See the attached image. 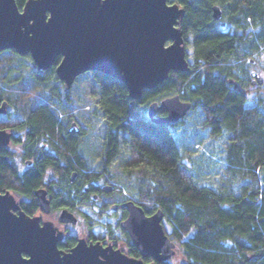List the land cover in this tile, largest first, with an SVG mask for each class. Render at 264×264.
Segmentation results:
<instances>
[{
  "label": "trees",
  "instance_id": "16d2710c",
  "mask_svg": "<svg viewBox=\"0 0 264 264\" xmlns=\"http://www.w3.org/2000/svg\"><path fill=\"white\" fill-rule=\"evenodd\" d=\"M16 1L22 9L27 0ZM175 1L184 9L187 47V37L192 38L195 59L190 70L171 72L156 88L145 89L139 100L129 96L121 81L90 72L99 87L97 111L106 120L101 166L88 173L93 166L85 154L78 156L71 147L69 154L60 150L69 144V133L60 127L63 110L57 102L55 109H45L35 118L32 128L46 133L63 154L43 156L21 174L11 156L0 150V192L11 190L31 198L23 206L31 214L36 206L33 191L42 184L46 165L59 171L60 159L65 162L59 186L70 200L74 199L71 171H78V181L83 182L97 178L102 169L113 176L108 166L120 158L118 168L122 167L126 179L135 180L137 189L136 198L123 196L148 215L161 209L171 228L170 235L164 226L165 231L179 246L175 256L162 264H264V85L252 83L251 70L252 62L264 57V0ZM214 5L221 8L219 19L213 17ZM26 57L13 49L0 52V95L13 105L22 101L24 92L33 90L38 95L24 101L43 102L42 87L49 85L58 96L62 83L55 66L60 57L43 75L32 63L35 81L18 75L25 69L19 62ZM253 90L256 94L251 97ZM172 95L199 109L210 136L229 133L218 188L197 183L173 130L177 123H155L147 115L151 102ZM254 97L257 100L251 104ZM125 150L128 154L123 157ZM129 253L141 257L133 245Z\"/></svg>",
  "mask_w": 264,
  "mask_h": 264
},
{
  "label": "water",
  "instance_id": "95a60500",
  "mask_svg": "<svg viewBox=\"0 0 264 264\" xmlns=\"http://www.w3.org/2000/svg\"><path fill=\"white\" fill-rule=\"evenodd\" d=\"M172 4L161 9L160 0H27L21 9L16 0H0V52L30 55L39 72L60 57L56 74L67 90L79 75L98 71L124 83L129 96L139 100L145 89L156 88L171 72L190 70L184 9ZM212 10L219 19L220 6ZM252 77L253 84L263 83L258 72ZM6 105H0V112ZM191 108L190 102L172 95L151 102L147 115L155 123L175 124ZM162 110L167 114L159 115ZM71 131H77L74 125ZM9 142L10 134L0 130V147ZM35 195L49 212L46 191L37 189ZM120 207L129 210L121 225L141 257L84 239L65 252L58 247L62 233L52 222L26 214L11 191L0 193V264H162L175 256L176 243L165 231L161 209L148 215L132 200ZM59 220L76 222V217L63 210Z\"/></svg>",
  "mask_w": 264,
  "mask_h": 264
},
{
  "label": "flooded vegetation",
  "instance_id": "af4514ba",
  "mask_svg": "<svg viewBox=\"0 0 264 264\" xmlns=\"http://www.w3.org/2000/svg\"><path fill=\"white\" fill-rule=\"evenodd\" d=\"M25 56H29L32 59L30 55ZM33 63L35 64L34 61ZM36 71L40 75H43L46 70L39 72L36 67ZM33 74L31 79L35 81V76H33ZM79 77L80 75L76 80ZM45 81L49 82L48 80ZM61 83L62 90H59L58 96L55 92L50 90L49 85L42 87L45 91L43 98L40 97L43 99V102L40 100L24 101V99L28 97L34 98L38 95H36L33 90L24 92L23 95H21V98H23L22 101L15 102L13 105L0 95V105L4 101L7 102L6 109L0 112V130L10 134V142L6 146L0 147V150L4 149L7 154L11 156L17 170L21 174L34 168L39 161L38 159L43 156L58 158L62 152L69 154L71 152V149H69L70 147L76 150L78 156H80V153L84 154L86 128L78 118L76 106H74L72 101V91L75 82L69 90L66 89L62 81ZM57 102L59 103V110H63H61L63 114H61V117L58 119L60 127L66 129V132L69 133L67 137V142L69 141V144L67 143L60 149L62 151L61 153H59L56 145H54L51 138L46 133L32 128L35 118L40 116L45 109L48 111L51 110V108L55 109ZM166 114L165 111L164 115ZM73 125L77 129L76 132L71 131ZM65 137L66 135L62 136L63 141ZM102 157L103 151L101 152L100 162L102 161ZM59 165L61 166L59 171L55 169L52 170L48 165L45 166L43 182L33 191L36 206L31 214H28L23 208L27 202L32 201L31 198H27L11 190L6 191H11L15 195L21 209L26 214L40 217L41 223L45 221L53 223L57 230L62 233V238L58 243V247L61 250L68 252L77 245L79 240L84 239L88 244L100 242L103 246H111L115 250H121L123 253L132 256L129 253V248L131 245L134 246V244L128 232L125 231L121 225L122 221L128 217L129 210L127 207H120L131 199H127L123 196L113 176L107 173L106 169H102L99 171L100 173L98 172L99 175L97 178H87L89 180L83 182L78 181V171H71L70 183L74 199L67 200L64 197V190L59 186L62 182L60 173L65 171L66 164L60 159ZM93 171H95L94 167H91L90 171L88 170L87 172L92 173ZM108 187L109 190L107 189ZM37 189H44L46 191V197L50 202L49 212H45L41 208L38 197L35 195ZM63 210L71 212L76 217V222H61L59 217ZM118 213L121 214V218L116 221L114 226L110 223H106L105 226L98 224L99 220L97 217L113 218ZM99 226L105 229L102 235L98 233ZM117 230H119V232Z\"/></svg>",
  "mask_w": 264,
  "mask_h": 264
},
{
  "label": "rangeland",
  "instance_id": "374dc122",
  "mask_svg": "<svg viewBox=\"0 0 264 264\" xmlns=\"http://www.w3.org/2000/svg\"><path fill=\"white\" fill-rule=\"evenodd\" d=\"M169 1L172 3L176 2L175 0ZM187 38L190 41V45L187 48L188 58L190 63H192L195 59L193 47L191 46L192 38L191 36ZM32 63V59L27 57L19 62L20 67L24 66L25 68L24 72L18 73L23 80L32 77ZM251 70L258 72L262 76V84L264 85V57L252 62ZM255 94L253 90L251 97ZM256 100L250 103L254 104ZM72 101L74 106H76L78 118L86 128L84 154L92 166L97 168L101 166L100 160L106 131V120L104 115L97 111L99 107V87L90 72L80 75L75 81ZM173 130L178 137L184 160L190 166L197 183L215 188L221 186L225 166L224 143L228 140L229 133H224L220 137L210 136L208 128L203 126L202 113L199 109L192 108L180 122L173 126ZM127 154L128 150L123 151V157ZM120 161H122L120 158L113 161L108 168L113 173V178L123 195L134 199L137 196L136 182L133 178L130 180L125 178L124 174H122V167L118 168ZM97 218L99 220L98 224L105 226L106 223H110L114 226L116 221L121 218V214L118 213L113 218ZM163 224L170 235V226L166 221H163ZM104 231L103 227H98L99 235H102ZM117 231L119 232V230ZM175 249L176 251L179 249L177 243Z\"/></svg>",
  "mask_w": 264,
  "mask_h": 264
},
{
  "label": "snow or ice",
  "instance_id": "6c2138e0",
  "mask_svg": "<svg viewBox=\"0 0 264 264\" xmlns=\"http://www.w3.org/2000/svg\"><path fill=\"white\" fill-rule=\"evenodd\" d=\"M165 5H167V7H175L174 4L168 3V0H160V8L161 9H164L165 8ZM37 6H39V8H40V5H37ZM40 18H41V20H43L42 13H41ZM51 19H52V17H49V20H51ZM161 49L163 50V44H161Z\"/></svg>",
  "mask_w": 264,
  "mask_h": 264
}]
</instances>
